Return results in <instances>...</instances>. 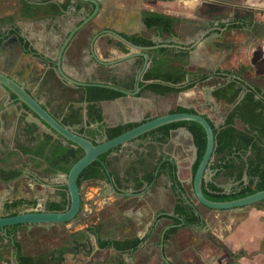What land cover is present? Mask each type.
Listing matches in <instances>:
<instances>
[{"label": "crops", "instance_id": "obj_1", "mask_svg": "<svg viewBox=\"0 0 264 264\" xmlns=\"http://www.w3.org/2000/svg\"><path fill=\"white\" fill-rule=\"evenodd\" d=\"M42 1L44 3L48 1L47 3L49 4L67 5V8L75 6L79 9L83 5L80 10L82 13H58L57 11V13L47 12L35 17H26L25 13H23L24 17L22 18L19 13L26 6L24 0H0V21L15 19L18 23L25 25V27L30 29L34 37L31 39L40 54L52 59L56 57L59 45H61L62 39L65 38L63 36L60 40L59 35L56 34L60 26H63L64 29L62 33L66 34L68 29L72 28L74 24L81 22L86 16L84 7L88 4L82 0H34L36 5H39ZM212 2L213 0H199V3L193 6L192 0H102L98 14L90 22V25L95 27L92 33H100L96 35L95 51L91 54L88 42L83 40L82 35L74 38L65 50L64 70L70 76L86 81L92 78L94 76L93 71L99 68L98 73H96V79L99 82L107 83H111L110 80L112 78L123 79L137 74L139 66H137L139 61L137 57L113 65L101 63L103 61L111 62L134 50L119 40L101 35V32L106 27H109L124 36L141 35L148 39L153 40L155 38L156 40L159 34L157 30L146 27L142 20V12L144 10L169 14L178 18L179 24L176 27L175 36H161L162 43L178 42L186 46L181 50L168 48L167 57L174 59V64L184 63L189 69L203 70L206 67L219 65V62L214 65L212 63L216 60L220 61L224 55L228 58L231 57V60H233V58H236L235 54L237 52L240 55L238 56L239 59H245L254 50L257 53H263L262 56L264 57V44L262 42H258L256 48H254L253 43L249 47L248 44H244V40L241 42L239 38L234 41L233 48L225 51L224 54L216 52L218 48L213 43V49L208 47L211 42L209 43L207 38H204L196 49H192L191 44L194 39L181 34V26L188 25L195 28V25L200 22L204 24L203 22L210 15L215 16V12L207 11L209 10L207 4ZM240 2V14L245 15L248 10H259L260 13L256 16L259 20L264 21V0H252L251 3H249V0H241ZM90 7H92V10L93 5H88L87 9H90ZM231 14H233V11ZM235 20L237 21L238 19L233 17V22ZM231 34L233 35V33ZM239 42H241L240 45ZM246 47L249 48L246 49ZM183 53L184 55H182ZM42 69L45 72L44 65H42ZM51 72L55 75L53 71ZM224 76L215 74L198 81L193 87L180 92L159 94L146 90L135 96L123 94L115 99L103 100L101 101V106L104 122L107 125L115 126L120 123L145 120L170 112L177 106H183L202 113L218 129L223 130L227 127H234L235 134L238 135L239 132L243 131L240 122L238 120H229V112L233 105H229L213 95L214 89L218 83L222 82ZM257 85L264 89V80H257ZM43 90L49 91L47 89ZM31 92L36 94L37 89L32 88ZM58 106L61 108L65 107V109L82 107L83 111H85L87 102L67 99L62 101L61 104L59 103ZM55 107L53 108L52 104H49V109L53 113H57ZM7 113L9 116V112ZM2 114H5V112L2 111ZM6 120L8 119L3 118L1 115L0 146L7 145V138L2 135ZM10 126L13 128L12 134L16 131L19 132L17 118L11 121ZM45 128V126L40 125V133L45 131ZM33 136H30L28 142L33 141ZM18 138L19 142H21L19 145H27L26 139L22 142L20 141L21 138ZM191 140L186 132L177 128L171 131L169 139L164 143L158 142V134L156 133L145 138L129 141L118 150L111 152L108 157L111 168L116 170L121 178L125 177V171L129 166H132L138 159H147V157H150L151 166L149 171L157 166V173H155L156 177L151 183H143L139 190L135 188L133 181L123 182L124 185L119 186V188H126L124 197L116 195L113 191L105 192V188L108 184L110 185V182L118 186L113 179L112 181L108 178L83 181L81 192L85 197L84 199L96 198V222L101 224L105 235L111 232H115L118 235L130 234L128 236L143 235L144 233L149 235L138 251L133 253L131 258H126L127 262H123V264H138L139 262H136L138 257H146L155 247H158L157 254L149 256L147 262H161L162 264H230L231 261L228 262L224 255L223 250H226L229 254L240 252V258L242 259L238 261L241 264H264V210L255 206L250 209H214L198 202L194 196L192 186V158L194 150L193 146L190 145V143L192 144ZM186 141L187 145L185 144ZM260 145L263 151L259 153L264 156V144L260 143ZM17 152L21 160L27 158L22 152ZM190 152L192 153L191 157L189 156ZM253 154L254 151L251 148L245 151L240 150L238 152V163L246 165ZM165 159L175 164V179L165 172L158 174L159 167ZM43 168L32 169L41 173ZM143 174L144 172H141L140 176ZM65 176L63 173H59L57 176L50 178V185L33 184V181L29 191L26 190L27 187L22 185L20 187L22 197L30 200L34 196L43 194V202L46 200L55 203L64 201L62 196L64 197L65 189L62 186ZM216 181L223 188L232 189L237 184L234 179L225 177H219ZM28 185L30 184L28 183ZM176 185L185 189L184 191L189 200L196 205L202 224L179 227L175 233L164 239L162 253L160 246L161 237L172 225V220L166 215L174 212L176 196L173 188ZM120 203L125 205L120 215L109 213L110 207H117ZM85 204L87 205L88 202H85ZM162 215L164 217L158 220L157 218ZM156 219L157 222H155ZM62 226V224L57 223L53 224L51 228L61 229ZM37 227L39 226L27 227L26 224H22L18 229L15 241L20 244L21 252L24 255L37 256L54 248L60 242L59 236L55 233L39 231L40 228ZM121 229H125V232H121ZM1 236L0 251L5 257H8L9 262H17L13 241L11 238L3 236V234ZM164 256L169 262H166ZM119 263L104 262V264Z\"/></svg>", "mask_w": 264, "mask_h": 264}, {"label": "flooded vegetation", "instance_id": "obj_2", "mask_svg": "<svg viewBox=\"0 0 264 264\" xmlns=\"http://www.w3.org/2000/svg\"><path fill=\"white\" fill-rule=\"evenodd\" d=\"M240 1L241 0H213L211 5H209L210 3L207 4V7L209 9L207 11L209 12L212 11L216 13L215 16H212L209 14L210 16L208 17L207 20L211 22L210 28L209 27L205 28L206 26H202L201 22L195 25L196 29L194 27L185 25V26H181V34L192 37L195 40L201 37V32L205 33L204 38H208L212 36V34L215 32H220V36L214 37L213 39L214 42H216L215 44L218 45V47L215 45L218 48V51L216 50L215 51L218 52L219 54H222V53L224 54L225 51L229 50L230 48H233L234 41H236V38H239V37L241 39L243 38L244 44H248L249 47L251 46V43H253L254 48H256V46L258 45L257 44L258 42H262L264 44V21L259 20L256 16L258 13H260L259 10L258 11L248 10L245 13V15L240 14L239 12V7L241 5ZM47 2L45 3L43 1L40 2L39 5L41 6V9L36 13H32V10L30 11V9H28L27 6H25L22 9V11H20L19 13L20 17L22 18L24 17L23 13H25L26 17L28 16L35 17V16H40L41 14H46L47 12L57 13V10H58V13L59 12L75 13V14H79V12L80 14L82 13L80 10L83 5L79 9L78 7H75V6H70V8H67V5H64V6L57 5V8L54 9L53 7H50V4ZM87 6L84 7L85 8L84 10L86 11V16L84 15L85 16L84 18L90 15L94 9V7L92 10H91L92 7H90V9H87ZM145 11L149 12V10H144L142 12L143 22H144L143 15ZM232 11H233V14H231ZM233 17L237 18L238 20L237 21L235 20V22H233ZM83 19L81 22H83ZM92 20L90 22H92ZM245 20H247L248 22H246ZM81 22L74 24L72 28L67 30L66 34L62 33L64 29H63V26H60L56 34L59 35L60 40L63 38V36L65 38L62 39V43L61 45H59V48H58L59 50L61 49L66 39L69 37L70 32L76 26H78ZM90 22L86 26L78 30L73 36V38L71 39V41L74 38L78 36L80 37V35H82L83 40L88 42V47L92 54L96 49V38H97L96 35H98L99 32L92 33L95 27L90 25ZM144 24L146 25L145 22ZM178 24L179 23L177 20L174 23L173 33L171 34L161 33L159 29L155 27H148L147 25L146 27L154 28L155 30H157V32L159 33L157 36L160 35V38H161L162 35L166 37L175 36L174 34H175V30ZM225 25H226V28H225ZM231 33H233V35ZM126 36L144 37L141 35H126ZM31 38H34V37L32 36L30 29L25 27V25L18 23L17 20L13 19V20H7V21H4V20L0 21V45L2 44V48L0 51V70L7 74L13 75L20 83H22L28 89L31 90L32 88H36L37 93L34 94L35 97L38 98L40 101H42L44 103V106H46L48 109H49V104H52L53 108L56 106L57 108L55 107V109L57 113H53L50 109L49 111L56 118H58L62 123V119L71 113V108L73 107H69L68 109H65V107L61 108L58 106L59 103L61 104L62 101H66L67 99H72L73 101H77V102L86 101L85 100L86 88L88 86L85 87L82 85H76L68 80H65L63 77H61L55 65V62L58 58L59 50L57 51L56 57L52 58L54 60L53 62L52 60H50L51 58L49 57L47 58L43 56L44 54H40V52L37 50L38 48L34 45ZM154 39L153 40L151 39V40L154 42ZM243 40H241V42ZM208 42L209 43L211 42V44L208 47L213 49L212 40L211 41L208 40ZM241 42H239V45ZM169 44H172V43H169ZM249 47H246V49ZM64 55H65V52L62 58V67H63V62H64ZM262 55L263 53L261 52L257 53L256 50H254L253 53L247 56L245 59L244 58L239 59L236 57L238 62L235 65H234V60L232 61L231 57L228 58L227 56L224 55L222 56L223 58L220 61L219 60L216 61L217 63L218 62L220 63L219 65L215 67H207L203 69L202 71L210 74V76H214L215 73L219 75L220 74L225 75L223 77L224 79H222V82L218 84H222L226 82L228 76L230 75L236 74L238 76H242V78L246 82H251V84L253 85L252 90L255 91L256 97L264 101V89L260 88L257 85V80H264V74H263L264 57ZM138 58L140 59V57ZM139 61L137 63V66L139 65L138 72L140 71L141 66L143 64L142 62V64L140 65ZM227 62H230L231 66L230 65L226 66ZM42 65L45 66V72H44V69H42ZM210 68L213 69V72L210 70ZM41 69L43 70V73ZM51 71H53L55 75ZM98 71H99V68H97L96 71H93L94 76L90 78L89 80H86V81L81 80V81L88 82V83L99 82L96 79V73H98ZM138 72L137 74L134 75L135 79L138 75ZM131 77H125L123 79H129ZM250 85L248 86V89L250 88ZM91 86H94V85H91ZM3 89L4 88L0 85V122H1V115L3 118L8 119V120H6V123L4 125V130L2 132L3 137L7 138V141H6L7 145L0 146V217L16 215L19 212L24 211V210H50V211L66 210L69 200H68L67 187L64 184L65 181L63 182V186H62L65 189L64 197L62 196V200L64 201L55 203V202H49L46 200L45 202H43L42 200L43 194H40L41 196L38 195L36 197L33 195L34 197L30 200L22 197V194L20 192V187L22 185L27 187L26 190L29 191V188H31L30 186H32L33 181H34L33 184L42 183L45 185H50L49 183L51 182L50 178L57 176L59 173H63L64 175L68 173H64L62 171H57L54 173L49 172L46 170L48 168L46 162L38 163V161L34 160L32 154L25 153L22 150L21 148L22 146L35 145L36 143L35 140L28 142L31 135L32 136L34 135L33 137H36V136L40 137V139H43L45 134H49L53 136L54 138H58L61 135H58L55 132L53 133L48 132V130L46 132L47 127L43 124L42 125L46 127L45 131L40 133V125L35 124L33 122V117H31L33 113L28 108L26 109L27 112H23L24 110L20 111L22 109V106L19 104L18 101L15 100L16 98L15 95H11L12 101L8 103V99L10 98L9 97L8 99L6 98V95L3 92L4 91ZM43 89H47L49 91L46 92ZM42 91H44L43 92L44 94L42 93ZM77 108L80 109L82 122L80 124H74L72 126H74L78 130L79 133L89 137L85 133L80 132V128L82 126H86V119H87L86 110L87 109L85 108V111H83L82 107H76L75 109ZM2 111L5 112V114H2ZM7 112H9V116ZM14 118L18 119L19 132L16 131L14 134H12L13 128L11 127L12 125L10 126V123ZM97 123L98 122H95L94 127L99 126V123L98 125ZM103 124H104V127L110 126L104 122V115H103ZM33 125L37 127V130L29 131L30 127ZM64 125H70V124H64ZM241 126L243 129L247 128L243 124H241ZM100 131L103 132L102 129H100ZM0 132H1V128H0ZM170 135H171V132L169 134V137ZM18 137L21 138L20 141L22 142L25 141L26 139L27 145H19L21 142H19ZM96 141L98 142L102 141V135ZM63 142L65 144L71 143V142L66 141L64 138H63ZM71 144L76 147V145H74L73 143ZM118 149L119 148H117V150ZM17 151L22 152V154L25 155L27 158L21 160ZM43 166L45 167L43 168ZM32 168H43V169L41 173H38V172L33 171ZM65 179H66V176H65ZM87 180L94 181L96 179L92 178V179H87ZM109 180L112 181V179H109ZM83 181L79 183V179H78V184L80 186V192H81V184ZM28 183L30 185H28ZM111 184H113L117 190V192L113 191L116 195L118 196L126 195V192H125L126 188H119V186H116L115 183H111V182H110V185L108 184L106 186L105 192H112ZM224 189L226 191V188ZM30 191L32 190L30 189ZM81 197H82V204H81V209H80V214H79L80 216H79L78 221L71 222V223L70 222L58 223V224L63 225L61 229H57L54 227L51 228L53 224H57V223H53L49 227L38 225L39 227L37 228H40L39 231H43V232L48 231V233L52 232L58 235L60 238V242L56 244L54 248L47 250L43 252L42 254L49 253L50 258H51L50 260L56 262L55 264H104V262H120L119 264H123V262H127L126 258H131L132 254L137 252L138 249L145 243L149 235H146L144 233L143 235L128 236L130 234L118 235L115 232H111L105 235L103 233L101 224L96 222V198L92 199L91 197V199L89 198L90 200L84 199L85 197L83 196L82 192H81ZM85 202L86 203L88 202V204L86 205ZM56 206L57 207L60 206L62 207V209L60 210L58 208H55ZM124 208H125V205L120 203L119 206L117 207H110L108 211L109 213L120 215L121 212H123ZM173 213H170L169 215H166V216L169 217L170 220H172L170 216H172ZM162 217L164 216L162 215L157 219L159 220ZM157 219L155 220V222H157ZM172 225H173V220H172ZM21 226L12 225V226L6 227L8 235H9L8 237L11 238V240L13 241L12 242L13 244L17 242L15 241V236L17 235L18 229ZM98 226L101 229L99 233L96 234V228ZM125 229H121V232H125ZM165 233L166 232H164V239H165ZM2 234L3 236H5L3 231L0 230V235ZM134 237L142 238L143 241L139 244V246L135 250L131 252L130 251H118L113 247V245L109 247H105V248H101L98 245V241L100 239L114 241V240H124L126 238H134ZM160 246H161V243H160ZM157 249L158 247H155L149 255L147 254L146 257L145 256L138 257L136 262H139L138 264H145L144 262H147L149 256L157 254L156 252ZM106 251H109L110 253L109 256L105 255ZM42 254H39V255H42ZM235 256L236 258H233L234 260H237L238 258H240L241 257L240 252H239L240 257H237L238 255H235Z\"/></svg>", "mask_w": 264, "mask_h": 264}, {"label": "trees", "instance_id": "obj_3", "mask_svg": "<svg viewBox=\"0 0 264 264\" xmlns=\"http://www.w3.org/2000/svg\"><path fill=\"white\" fill-rule=\"evenodd\" d=\"M26 6L32 13H36L41 9L40 5H36L34 0H24ZM32 2V3H29ZM50 7L57 8V4H50ZM58 11V10H57ZM144 22L148 27H155L161 33H173L174 23L178 18L169 14L145 11ZM135 44L142 46H151L155 43L148 38L138 36H126ZM168 48L160 47L149 50L150 64L143 75V80L140 83L142 91H152L159 94H168L172 92H180L187 88L193 87L198 81L204 80L210 76L201 69H189L184 63L174 64L172 58L167 57L166 52ZM184 55V53L182 54ZM139 64L143 62V57H140ZM110 84L127 89L134 90L136 79L132 76L129 79L112 78ZM242 91V84L237 80H232L226 85L219 87L213 91V95L229 105H233L229 112V120H238L241 124L246 126L243 131L235 134L234 127H227L223 130L214 128L215 132V160L210 165L214 175L211 180L203 183L204 195L213 201H227L234 200L247 195L253 194L264 189V156L261 144H264V101L256 97V93L252 89H248L238 101ZM123 93L112 88L103 86H88L86 88L85 100L86 106V126L80 128V132L88 135L94 143L100 138L101 131L106 134L107 138L115 137L132 127L138 125V122L120 123L115 126L104 127L103 124V110L101 101L111 100L122 96ZM170 112H196L192 108L177 106ZM149 119V118H148ZM147 120V119H145ZM144 120V121H145ZM209 120V119H208ZM82 122L80 109L71 108V113L62 119L64 124H80ZM95 122L99 126L94 127ZM212 125L214 123L210 121ZM187 127L194 136V143L198 149V157L192 165V175L195 174L198 165L204 154L207 135L204 127L196 121L184 120L177 121L160 126L150 132L141 135L139 138H145L152 134H158V142L164 143L167 141L171 130L179 127ZM37 130L35 125L30 127L29 131ZM96 139V140H95ZM35 145L22 146L25 153L33 155L35 161L38 163L46 162L49 172L62 171L68 173L72 165L80 159L84 151L80 147H75L71 143L65 144L63 138L59 136L54 138L49 134H45L43 139L40 137H33ZM251 148L254 154L248 159L246 165L238 163V152L240 150H247ZM117 148L111 149L99 156V159L93 161L88 165L79 176V183L87 179H113L118 186H123L126 181H133L136 189H140L143 183H151L155 176L157 166L153 170L150 168V157L138 159L132 166H129L125 171V177H120L116 170L111 168L108 159L111 152ZM110 168V169H109ZM109 170V174L106 172ZM176 167L172 161L165 159L160 167V173H167L171 178L175 176ZM141 172H144L140 176ZM244 175L248 177V181L244 180ZM225 177L234 179L237 184L231 189V192H226L225 189L217 183V178ZM176 196V204L174 213L170 218L173 220V225L168 228L165 233V238L175 233L179 227L185 225L202 224L201 216L196 212L193 205L186 202L183 193V188L176 185L174 188ZM23 202V200H22ZM34 204V203H33ZM255 207L264 210V200L254 204ZM55 208L62 209L60 206ZM100 227L96 228V234L99 233ZM2 236L0 235V239ZM143 241L142 238H126L124 240H103L98 241L101 248L113 247L118 251H133ZM16 249V259L18 264H55L56 262L50 260V254H42L37 256H27L21 252L19 243L13 244ZM8 257H5L0 251V262H8Z\"/></svg>", "mask_w": 264, "mask_h": 264}, {"label": "water", "instance_id": "obj_4", "mask_svg": "<svg viewBox=\"0 0 264 264\" xmlns=\"http://www.w3.org/2000/svg\"><path fill=\"white\" fill-rule=\"evenodd\" d=\"M85 1L88 5H93L94 9L90 15H88L86 18L83 19V22H81L78 26H76L69 34V37L66 39L64 44L62 45L61 49L58 51V58L55 62V65L57 67V70L61 77H63L65 80H68L76 85H82V86H103L112 88L114 90H118L122 92L125 95L135 96L141 91L140 83L142 81L144 72L146 71L147 67L150 63V54L149 50L156 49L160 47L165 48H177L178 50L184 49L186 46L181 45L178 42L169 44V43H162L160 35L154 42H156L154 45L151 46H142L135 44L131 40H129L124 35L120 34V32L113 30L109 27H106L102 32L101 35L106 36L107 38H113L115 40H119L123 42L124 44L131 47V49H134L133 51H129L125 55H123L121 58H117L111 62L103 61L102 64L105 65H113L115 63L123 62L126 60L143 57L144 61L141 66L140 71L138 72V75L136 77V83H135V89L134 90H127L118 86H115L110 83L105 82H96V83H88L83 82L81 80H78L69 74H67L63 67H62V58L63 54L69 45L71 39L75 35V33L80 30L82 27L86 26L99 12L100 6L102 4V0H82ZM210 3L209 5H211ZM248 22L247 20H245ZM204 24H201L202 26L209 27L211 26V22L209 20H205L203 22ZM204 32H201V37L198 39H195L192 41V49H196L198 44L204 39ZM220 36V32H215L212 34V36L208 37V40H212V43L218 47L217 44L214 42V37ZM2 48V44L0 45V51ZM54 62L53 59H50ZM217 61V60H216ZM213 62L214 65L217 62ZM97 62L100 63V61L97 60ZM207 68V67H206ZM210 70L213 72V69L210 68ZM216 74V73H215ZM237 80L238 82H241L242 84V91L237 99V101L243 97L245 92L247 91V87L251 84V82H246L242 76L238 75H230L228 76L226 82L222 84H218L215 89L222 87L229 83L232 80ZM249 83V84H248ZM0 85L4 88L3 92L6 95V98L8 97V103L12 101L11 95H15V100L19 102V104L22 106V110L24 112H27V108L33 113L31 117H33V122L38 125H45L47 127L48 132H55L58 135H61L66 141L73 143L76 145V147H80L84 150L83 155L80 157L79 160H77L72 167L70 168L68 174H66L65 179V185L67 187L68 191V205L67 209L64 211H50V210H24L19 212L16 215L12 216H6V217H0V230L3 231L5 237H8V232L6 227L12 226V225H22L26 224L27 227H32L34 225L39 226H46L49 227L53 223H67V222H75L79 219L81 204H82V197L80 192V186L78 184V179L81 174V172L90 165L93 161H96L99 159V156L103 153L114 149V148H120L122 145L128 143L129 141L136 140L141 135L150 132L160 126H163L165 124L177 122V121H184V120H191L196 121L199 124H201L207 135V143L206 148L204 151V154L202 156V159L198 165V168L195 172V174L192 176V186L194 191V196L198 202L201 204L214 209H243V208H252L255 203L264 200V189L257 191L253 194L247 195L245 197H241L234 200H227V201H213L208 199L203 192V183L205 181L211 180L212 176L214 175L212 169L210 168V165L215 160V132L214 128H216L215 125H212L210 120L206 116H204L202 113L196 111V112H167L164 114H160L157 116H154L152 118H149L147 120H140L135 121L138 122V125L132 127L131 129L115 136L112 138H107L106 134L102 133V141L98 143H94L92 139L89 137L81 134L78 132V130L72 126V125H64L61 123V121L56 118L49 109L44 106V103L40 101L38 98L35 97V95L31 92L30 89L25 87L22 83H20L13 75L7 74L0 70ZM250 88L253 89V85H250ZM214 89V90H215ZM25 106V107H24ZM98 125V123H97ZM179 129L186 132L190 138L192 139V146H193V158H192V165L195 162V160L198 157V149L194 143V136L193 133L187 128V127H179ZM106 172L109 174V170L106 169ZM157 173V172H156ZM246 182L248 181V177L245 175ZM111 189L114 192H117L115 186L111 184ZM226 192H231V188H226ZM183 197L185 198L186 202L193 205L196 209V212L198 213V209L196 208V205L189 200V198L186 196V194L181 193ZM164 233L162 234V242H161V251L163 253L164 249ZM16 258V255H15ZM164 259L166 262H169L164 256ZM17 261V259H16ZM18 264V262H16ZM230 264H241L238 260L232 261Z\"/></svg>", "mask_w": 264, "mask_h": 264}, {"label": "rangeland", "instance_id": "obj_5", "mask_svg": "<svg viewBox=\"0 0 264 264\" xmlns=\"http://www.w3.org/2000/svg\"><path fill=\"white\" fill-rule=\"evenodd\" d=\"M239 40H240V37H239ZM241 40H243V38L241 39ZM241 54V53H240ZM235 56L238 58V56H240L239 55V52H237V54H235ZM234 56V57H235ZM233 60H234V65L235 64H237V59L236 58H233ZM232 60V61H233ZM239 60V59H238ZM231 66V63L230 62H227L226 63V66ZM160 115V114H159ZM185 144L187 145V141L185 142ZM190 145H192L191 143H190ZM191 155H192V153L190 152V157H191ZM224 251V255H225V257H226V260L228 261V262H230V261H234V259L233 258H236V256L235 255H238L237 257H240L239 256V252H237V253H231V254H229V252H227L226 250H223ZM109 251H106V256H109ZM240 259H242V258H238L237 260H240ZM264 262V261H263ZM145 264H162L161 262H144ZM0 264H16V262H0Z\"/></svg>", "mask_w": 264, "mask_h": 264}, {"label": "clouds", "instance_id": "obj_6", "mask_svg": "<svg viewBox=\"0 0 264 264\" xmlns=\"http://www.w3.org/2000/svg\"><path fill=\"white\" fill-rule=\"evenodd\" d=\"M252 0H249V3H251ZM192 3H193V6L196 4V3H199V0H192Z\"/></svg>", "mask_w": 264, "mask_h": 264}]
</instances>
